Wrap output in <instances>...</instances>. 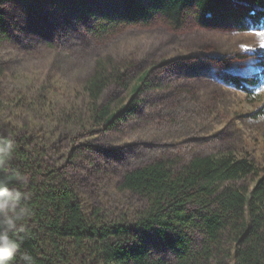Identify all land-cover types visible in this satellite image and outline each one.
Segmentation results:
<instances>
[{
  "label": "trees",
  "instance_id": "1",
  "mask_svg": "<svg viewBox=\"0 0 264 264\" xmlns=\"http://www.w3.org/2000/svg\"><path fill=\"white\" fill-rule=\"evenodd\" d=\"M42 1L58 9L68 2L86 14H98L91 33L99 37L157 20L179 30L190 14L202 28L241 27L239 6L256 27L264 29V0H98L108 12L101 14L94 13L92 0ZM5 36L0 14V40ZM251 50L264 65V49ZM225 53L210 55L222 59ZM153 68L132 76L127 62L104 56L71 89L62 84L60 89L27 86L13 93L11 102L20 113L38 112L45 122L39 124L38 118L35 125L6 123L0 131L16 141L11 164L0 171V179L30 196L26 204L32 215L21 234L20 253L31 255L33 264H264V165L246 155L161 154L121 171L108 193L92 192L89 199L81 196L78 181L58 163L48 166L43 161V147H58L71 137L57 162L73 163L81 158L77 142L99 130H112L132 116L138 96L150 85ZM250 82L259 83V77ZM232 83L243 88L237 78ZM111 86L126 91L127 97L105 98ZM258 112H264V105L250 115ZM16 172L28 176L26 185L16 182ZM140 229L155 230L174 259L151 257L137 235ZM19 255L13 264H20Z\"/></svg>",
  "mask_w": 264,
  "mask_h": 264
},
{
  "label": "rangeland",
  "instance_id": "2",
  "mask_svg": "<svg viewBox=\"0 0 264 264\" xmlns=\"http://www.w3.org/2000/svg\"><path fill=\"white\" fill-rule=\"evenodd\" d=\"M92 1L94 13H108L101 1ZM238 10L241 27L202 28L190 14L179 30L157 20L99 37L91 33L98 14H86L71 3L58 9L42 0L0 2L6 34L0 40V131L6 123L45 124L43 114L20 113L11 102L14 92L42 85L71 89L89 74L96 59L111 56L127 62L132 76L154 66L133 115L112 130H99L77 142L81 158L73 163L57 162L71 137L58 147H43V161L48 166L58 163L77 180L83 198L89 199L92 192L108 193L121 171L161 154L186 158L231 152L264 165V124L247 122L264 105V65L251 50L264 49V29L254 25L244 7ZM221 50H226L222 59L210 55ZM258 77L259 83L251 84ZM235 78L243 88L233 85ZM104 96L125 99L127 93L111 86ZM137 235L151 257L174 259L155 230L140 229Z\"/></svg>",
  "mask_w": 264,
  "mask_h": 264
},
{
  "label": "clouds",
  "instance_id": "3",
  "mask_svg": "<svg viewBox=\"0 0 264 264\" xmlns=\"http://www.w3.org/2000/svg\"><path fill=\"white\" fill-rule=\"evenodd\" d=\"M248 124H264V112H258L248 118ZM15 139L0 135V171L11 164ZM19 185L28 183V176L21 172L13 174ZM29 193L20 187H10L9 182L0 179V264H13L19 253L20 264H33V258L27 252L20 253L21 234L26 233V221L32 215L26 201Z\"/></svg>",
  "mask_w": 264,
  "mask_h": 264
}]
</instances>
